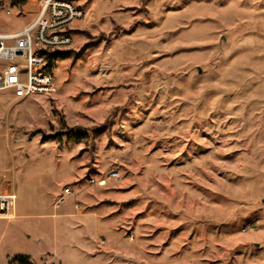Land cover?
I'll use <instances>...</instances> for the list:
<instances>
[{
	"label": "rangeland",
	"instance_id": "1",
	"mask_svg": "<svg viewBox=\"0 0 264 264\" xmlns=\"http://www.w3.org/2000/svg\"><path fill=\"white\" fill-rule=\"evenodd\" d=\"M73 2L54 93L0 92V264H264V0Z\"/></svg>",
	"mask_w": 264,
	"mask_h": 264
},
{
	"label": "built area",
	"instance_id": "2",
	"mask_svg": "<svg viewBox=\"0 0 264 264\" xmlns=\"http://www.w3.org/2000/svg\"><path fill=\"white\" fill-rule=\"evenodd\" d=\"M3 8L4 1L0 0V12ZM85 17V11L73 1L40 0L34 22L13 33L0 32V92L13 94L18 99L54 93L48 56L71 48L75 24ZM118 178L116 172L109 177L110 180ZM65 193L70 194V189ZM16 199L14 193L0 194V219H15ZM79 208L77 205L76 209Z\"/></svg>",
	"mask_w": 264,
	"mask_h": 264
},
{
	"label": "trees",
	"instance_id": "3",
	"mask_svg": "<svg viewBox=\"0 0 264 264\" xmlns=\"http://www.w3.org/2000/svg\"><path fill=\"white\" fill-rule=\"evenodd\" d=\"M70 1H73V0H70ZM26 2H27V0H12L10 7L12 9L23 8L24 5L26 4ZM71 53H72L71 51H56V52L50 53L48 56V61H49L50 67H52L53 63L59 59L69 58ZM82 135L83 134H79V135H76L74 137L78 140L82 137ZM19 261L21 262V264H32L27 257L19 258Z\"/></svg>",
	"mask_w": 264,
	"mask_h": 264
},
{
	"label": "crops",
	"instance_id": "4",
	"mask_svg": "<svg viewBox=\"0 0 264 264\" xmlns=\"http://www.w3.org/2000/svg\"><path fill=\"white\" fill-rule=\"evenodd\" d=\"M40 7V1L39 4H37L36 0H27L26 4L24 5V11L25 13H37Z\"/></svg>",
	"mask_w": 264,
	"mask_h": 264
}]
</instances>
